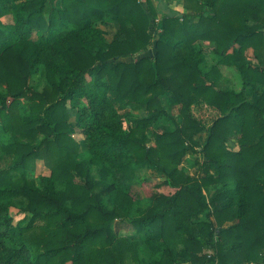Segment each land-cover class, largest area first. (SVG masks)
<instances>
[{
    "label": "trees",
    "instance_id": "trees-1",
    "mask_svg": "<svg viewBox=\"0 0 264 264\" xmlns=\"http://www.w3.org/2000/svg\"><path fill=\"white\" fill-rule=\"evenodd\" d=\"M184 1L187 13L158 29L152 0H0V264H143L141 253L149 264H264V0ZM110 22L113 40L102 29ZM206 42L219 65L237 68L241 91L220 86L219 65L205 67ZM251 84L263 87L256 100ZM132 105L148 116L132 117ZM163 119L175 128L159 127ZM203 133L196 177L179 162ZM231 137L238 150L227 148ZM38 160L50 175L34 178ZM140 166L176 190L154 193L131 219L143 248L112 227L141 199ZM16 208L25 225L14 223ZM201 214L208 222L193 226Z\"/></svg>",
    "mask_w": 264,
    "mask_h": 264
},
{
    "label": "rangeland",
    "instance_id": "rangeland-1",
    "mask_svg": "<svg viewBox=\"0 0 264 264\" xmlns=\"http://www.w3.org/2000/svg\"><path fill=\"white\" fill-rule=\"evenodd\" d=\"M144 5H146V0H141ZM153 6L156 10L157 18H156V26L158 29L161 27V20L165 16L169 17H182L187 13L185 9V1L184 0H152ZM206 14L208 16L213 15V12L210 9H206ZM5 24H9L12 22L11 17H4L2 20ZM102 29L106 32L108 39L113 40L116 37L117 31L119 30V25L116 22H110L107 24L102 25ZM202 46L205 51V67L211 68L214 65H219L220 58L214 54L213 50L215 48L214 44L209 42L202 43ZM145 54H153L150 49H147ZM143 53V54H144ZM247 61L250 63H257V60L254 58L253 49L250 48L247 50ZM220 71L223 75V80L220 86L224 89H231L234 91H241L243 87L242 79L236 67L234 66H227V65H219ZM32 83L34 85H38L39 89L41 90L45 84V77H44V66L39 65L37 74L33 76ZM263 87L261 85H249L247 86V94L250 100H256L257 97L262 93ZM164 106L169 114L177 121L181 123L183 121L181 116V104L176 101L175 97L171 94H168V97L164 100ZM123 113L125 112L122 111ZM126 112L129 113L134 118H145L148 116L146 110L143 107L132 105L126 109ZM25 113H28V109L25 110ZM71 120H76L78 115L76 111L70 110ZM170 127L175 128V124L171 123L167 120L159 121V127ZM159 127L151 126L148 130V137L150 138L149 145H155L153 131L155 129H159ZM73 138L76 139L81 147L80 153L82 158H88V153L86 147L81 140L80 136L77 134H73ZM206 138V133L198 135L195 137V146L193 150H190L179 162V168L192 176L202 177L204 173L201 171V165L204 162V158L201 151V146L203 145ZM227 143V148L232 150H238L239 145L237 140L234 137H231ZM50 175V169L46 166L44 160H38L36 171L34 172L33 176L36 179H39L40 176H48ZM112 177H110L111 179ZM133 182L136 184V192L139 194L138 197H141L140 200H136L133 210L130 214L128 220L122 221H115L112 225L113 230L116 232L118 237L127 238L131 241L137 242L141 248H143V236L139 235L136 232L135 227L130 223L131 219L138 217L141 211H146L147 209L151 208L153 205L151 196L154 193H160L165 195H173L175 193V189L171 188L169 185L166 184V176L162 173L159 169L155 167L149 166H140L135 168ZM216 187L213 186L209 189L205 190V194L208 199H210V195H212L216 190ZM11 215L14 218V223L19 225H25L28 220L29 216L24 213H21L19 209H12ZM200 222H208L207 217L204 214H201L197 217H194L192 220L193 226ZM227 224L226 226H228ZM140 259L143 264H149L150 258L147 253H141Z\"/></svg>",
    "mask_w": 264,
    "mask_h": 264
},
{
    "label": "crops",
    "instance_id": "crops-1",
    "mask_svg": "<svg viewBox=\"0 0 264 264\" xmlns=\"http://www.w3.org/2000/svg\"><path fill=\"white\" fill-rule=\"evenodd\" d=\"M253 264H260V263H253Z\"/></svg>",
    "mask_w": 264,
    "mask_h": 264
}]
</instances>
